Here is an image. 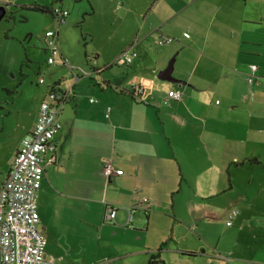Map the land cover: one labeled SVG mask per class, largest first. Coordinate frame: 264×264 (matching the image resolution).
Masks as SVG:
<instances>
[{"label": "crops", "instance_id": "0c3cea01", "mask_svg": "<svg viewBox=\"0 0 264 264\" xmlns=\"http://www.w3.org/2000/svg\"><path fill=\"white\" fill-rule=\"evenodd\" d=\"M121 2L114 62L130 47L137 52L128 85L119 77L96 83L93 101L77 85L65 91L54 84L42 98L49 101L52 89L66 95L56 160L38 192L46 259L150 264L158 255L157 264H264V0ZM161 37L173 42L159 46ZM251 65L258 84L247 82ZM24 90L22 80L12 100L0 97V185L37 122V100L15 105ZM172 91L181 100L165 106ZM107 162L119 175L104 177ZM144 198L128 226V208ZM108 206L118 208L114 222L106 220ZM232 210L239 214L228 227Z\"/></svg>", "mask_w": 264, "mask_h": 264}, {"label": "rangeland", "instance_id": "374dc122", "mask_svg": "<svg viewBox=\"0 0 264 264\" xmlns=\"http://www.w3.org/2000/svg\"><path fill=\"white\" fill-rule=\"evenodd\" d=\"M9 3L17 6L13 5L11 10H7L0 21V86L6 83L9 93L7 95L4 91L0 97L3 95L12 100L13 93L20 90L22 80L26 84V90L17 98L15 104L17 107L29 106V100L33 102L37 100L38 104H41L44 93L54 84H60L65 91L77 85L75 88L78 89L79 96L82 98L89 96L93 101L98 100L97 95H89V92L98 88L96 83L102 86L104 82L113 83L114 78L119 77L124 79V84L128 85L126 76L130 74L131 65L118 67L113 64L111 68L105 69V65L114 62V57L121 50V43L113 24L115 18L121 14L115 9L122 3L121 0L112 2L107 0H60L59 2L58 0H5L0 3V7ZM34 6L44 8L56 6L54 11L65 9L69 12L67 23L63 28L61 27V36L58 40L60 53L66 61L65 65L62 64L60 57L56 58L55 65L47 64L49 53L47 43L44 45V35L52 27V17L31 10ZM121 9L123 12L127 9L125 3ZM72 15L76 21L70 23L69 19ZM65 30L67 33L64 32ZM159 41V46L166 44H160ZM100 68H102L100 74L93 73V69ZM81 71L86 75L90 74L91 77L83 76ZM76 78L79 80L78 83L75 82ZM39 79H43L44 83L38 84ZM88 86L91 89H87Z\"/></svg>", "mask_w": 264, "mask_h": 264}, {"label": "built area", "instance_id": "2783aa9c", "mask_svg": "<svg viewBox=\"0 0 264 264\" xmlns=\"http://www.w3.org/2000/svg\"><path fill=\"white\" fill-rule=\"evenodd\" d=\"M54 14L56 27L45 34L49 53L48 65H54L55 59L60 55L58 33L61 27L66 25L69 12L65 9H56ZM159 42L171 43L173 39L162 37ZM136 57L137 53L128 50L115 60L114 65L128 66ZM257 70L256 65L250 66L247 79L249 84L257 82L255 80ZM38 83L43 84V79H39ZM134 90L138 94V90ZM65 99L64 93L55 90L49 94V101H44L40 105L36 125L22 140L20 149L13 159L9 176L0 185V264H52L46 259L47 240L39 229L38 192L42 186L45 168L54 164L56 160L55 136L62 128L60 116ZM180 100V93L172 91L162 102L170 107L172 101ZM103 175L110 179L119 173L107 162ZM147 202L148 199H139L134 206L128 208V226H131L133 211ZM117 209L115 206L107 207L108 222H114ZM235 215L236 212H233L229 219ZM230 220L227 225H231Z\"/></svg>", "mask_w": 264, "mask_h": 264}, {"label": "trees", "instance_id": "16d2710c", "mask_svg": "<svg viewBox=\"0 0 264 264\" xmlns=\"http://www.w3.org/2000/svg\"><path fill=\"white\" fill-rule=\"evenodd\" d=\"M60 0H58V2H59ZM31 10H34V11H36V12H40V13H43V14H47V15H50L51 17H52V19H54L55 20V14H54V8H44V7H41V6H34V7H32L31 8ZM127 50H133L134 51V49H133V47H130L129 49H127ZM127 50H125V52L127 51ZM135 53H137L136 51H134ZM137 58V57H136ZM134 61V60H133ZM133 61H132V63H133ZM131 63V64H132ZM130 64V65H131ZM130 65H128V66H130ZM112 66V65H111ZM120 67H127V66H120ZM258 68V67H257ZM258 71V70H257ZM250 73V72H249ZM257 73V72H256ZM256 73H255V80L257 81V82H255L254 84H258L259 83V77L258 76H256ZM96 74H100V72H98V73H96ZM257 78V79H256ZM247 79H248V76H247ZM248 82V81H247ZM105 86H107L108 85V83L107 82H104L103 83ZM249 84V83H248ZM254 84H249V85H254ZM99 85V84H98ZM109 86V85H108ZM52 91H55V89H52L50 92H52ZM60 92V91H59ZM133 92L135 93V95L137 94L136 93V90H133ZM130 93H132V91L130 92ZM133 94V93H132ZM169 94V93H168ZM246 164H248V165H260L261 163H259L257 160H255V159H248V160H246ZM148 203V202H147ZM142 206V205H141ZM137 209H135L134 211H136ZM133 211V212H134ZM233 212H236V215L230 220L229 219V216L230 215H232V213ZM133 214V213H132ZM238 214H239V212L237 211V210H232L229 214H228V217H227V222H228V220H230L231 221V225H227V222H226V225L228 226V227H232L233 225H234V220L237 218V216H238ZM218 260H224V258L223 257H221V256H217L216 257ZM220 258H222V259H220ZM160 261V258H159V256L157 255V256H153V258H152V261H151V263L150 264H157L158 262ZM211 264H213V263H211Z\"/></svg>", "mask_w": 264, "mask_h": 264}, {"label": "water", "instance_id": "95a60500", "mask_svg": "<svg viewBox=\"0 0 264 264\" xmlns=\"http://www.w3.org/2000/svg\"><path fill=\"white\" fill-rule=\"evenodd\" d=\"M6 13V9H4L3 7H0V21L4 18ZM173 69V61L169 63L168 68L165 70V76H168V74H170L172 72Z\"/></svg>", "mask_w": 264, "mask_h": 264}, {"label": "clouds", "instance_id": "9594fccd", "mask_svg": "<svg viewBox=\"0 0 264 264\" xmlns=\"http://www.w3.org/2000/svg\"><path fill=\"white\" fill-rule=\"evenodd\" d=\"M60 31V30H59ZM46 34V33H45ZM66 64V63H65ZM83 72V71H82ZM77 79V78H76ZM39 84V83H38Z\"/></svg>", "mask_w": 264, "mask_h": 264}]
</instances>
